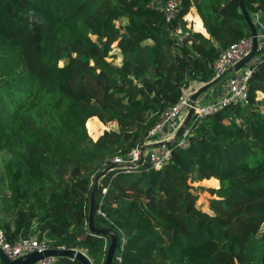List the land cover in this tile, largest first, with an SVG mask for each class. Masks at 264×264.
<instances>
[{"label":"trees","instance_id":"1","mask_svg":"<svg viewBox=\"0 0 264 264\" xmlns=\"http://www.w3.org/2000/svg\"><path fill=\"white\" fill-rule=\"evenodd\" d=\"M150 1L0 0L6 242L34 236L102 264L109 238L86 225L93 176L141 147L182 89L208 82L217 55L249 37L237 0H180L169 21ZM242 3L257 29L264 0ZM190 12L205 35L187 26ZM112 45L118 63L108 60ZM251 68L246 105L192 117L186 146L169 144L160 169L144 159L98 180L93 224L117 234L110 264H264V48ZM94 117L115 127L92 141L86 128ZM208 179L216 184H198ZM205 190L214 197H200ZM200 225L208 233L214 225L219 240L201 237Z\"/></svg>","mask_w":264,"mask_h":264},{"label":"built area","instance_id":"2","mask_svg":"<svg viewBox=\"0 0 264 264\" xmlns=\"http://www.w3.org/2000/svg\"><path fill=\"white\" fill-rule=\"evenodd\" d=\"M180 0H151L150 5L158 6L162 11L164 19L169 21L173 19L177 13ZM256 29L257 48H264V26L258 19V14L254 15ZM179 33V29L176 30ZM250 47V36L241 38L237 41L231 42L225 47L213 61L212 77L222 76L220 81V91L217 98L208 103H200L198 100L190 104L189 96L194 91L191 87L182 89L181 94L177 98L176 102L166 107L159 115L158 120L153 126L148 129L144 144H152L159 141H168L171 137L159 139L158 136L163 133L166 128L176 130V121L180 117H184L187 109L192 106V117L202 118L207 115L213 114L222 108L238 103L241 106L247 103V80L251 73V66L255 60H252L249 64L244 65L238 71L226 74L227 69L243 57ZM191 117V118H192ZM182 120V119H181ZM187 129L184 128L180 134L174 139V143L178 147H184L187 144L186 141ZM139 145H136L128 150L124 157L115 155L112 157L111 162L114 164H134L138 160ZM143 159H145L150 167L153 169H160L170 159V149L168 146L148 147L144 152ZM100 213V211H97ZM101 214V213H100ZM49 247L38 241L34 236H27L20 238L13 243H8L0 230V250L9 259L13 260L24 254L32 251L41 252ZM36 264H54V258L48 257L39 260Z\"/></svg>","mask_w":264,"mask_h":264},{"label":"water","instance_id":"3","mask_svg":"<svg viewBox=\"0 0 264 264\" xmlns=\"http://www.w3.org/2000/svg\"><path fill=\"white\" fill-rule=\"evenodd\" d=\"M239 11L243 17V20L245 21V24L247 26V29L249 31L250 35V47L246 54L241 57L239 60H237L235 63H233L226 71V74L233 73L238 71L240 68H242L244 65L249 64L254 58L261 54L263 52V49L257 48V39H256V28L254 27V24L250 17L248 16L244 5L242 3V0H237ZM222 80V76L214 77L213 79H210L208 82L203 83L195 88V90L190 94L189 100L190 104L192 105V102L195 101L197 97H199L201 94L206 93L209 89H211L213 86H215L217 83H220ZM193 114L192 106H190L187 109V112L185 113L184 117L178 124L172 138L168 141H159L152 144H144L139 148V156L138 160L134 164H114L109 163L106 165L102 170L97 172L91 182L90 190H89V196H88V209H87V218H86V225L87 230L91 234L100 235L102 237L107 236L109 238V243L106 248L104 260L102 264H110L112 257L114 255V251L117 245V234L114 230L110 228H97L93 224V213H94V200L95 195L97 191L98 186V180L109 170L115 167H132L135 168L143 162V155L144 152L148 147H158L161 145L168 146L171 144L174 139L180 134V132L186 127V125L189 123L191 117ZM57 258V257H67L70 259L77 260L80 264H89L88 258L79 250L77 249H71V248H48L41 252L32 251L27 254H24L20 257H17L16 259L9 260L3 252L0 250V264H36L39 260L43 258Z\"/></svg>","mask_w":264,"mask_h":264},{"label":"rangeland","instance_id":"4","mask_svg":"<svg viewBox=\"0 0 264 264\" xmlns=\"http://www.w3.org/2000/svg\"><path fill=\"white\" fill-rule=\"evenodd\" d=\"M253 20H254V17H253ZM254 22H255V20H254ZM110 53L113 54L114 56H113V58H110V59L108 58V60H111L113 63H118L119 60H120V56L117 54V51H116V49H115V47L113 45H112V49H111ZM190 84H191V85H189L190 88L191 87L193 89L196 88V84L195 83H190ZM116 93L117 94L123 93V88L120 87V86L119 87H116ZM202 95L203 94H201L195 100H198L200 103H203L205 100H204V98H203ZM90 120H91V125H90L89 129L86 128V133H87V136L92 141H94L99 135H101L103 131H107V130L115 127L114 126V123H103V122H101L99 119H97L95 117L94 118H91ZM169 136H171V134ZM193 184H197V183L194 182ZM198 184L206 185V186H213L214 184H216V181L214 179H208V180H202ZM200 197L213 198L214 196L211 195V193L208 192V190H205V191H203L201 193ZM200 227H201L200 228L201 237L219 240V231H218V229L214 225H212L210 227L211 230L209 231V233H208V231H206L207 228H205V229L203 228V225H200ZM263 227H264V224L261 225L260 230H262ZM164 239H165L164 240V246L166 245V251H168V253L170 255L176 254V252L174 251V249L172 247H170L169 244L167 243L165 237H164Z\"/></svg>","mask_w":264,"mask_h":264},{"label":"crops","instance_id":"5","mask_svg":"<svg viewBox=\"0 0 264 264\" xmlns=\"http://www.w3.org/2000/svg\"><path fill=\"white\" fill-rule=\"evenodd\" d=\"M258 19L262 23V25L264 26V19L260 16V14L258 15ZM185 20L187 21V26H189L192 30L200 32L203 35H205V33L202 31L200 18L198 16H196L194 13H192V12L188 13L185 17ZM219 91H220V83H217L215 86H213L211 89H209L207 93H204L202 95L204 100H205L203 103H208L210 101L215 100L219 94ZM181 119H182V117H180V119H178L176 121V125L174 127L177 128ZM173 131L175 132V130H171V128H166L163 131V133L158 136V138L159 139L169 138V137H171L169 135L171 133H173Z\"/></svg>","mask_w":264,"mask_h":264}]
</instances>
